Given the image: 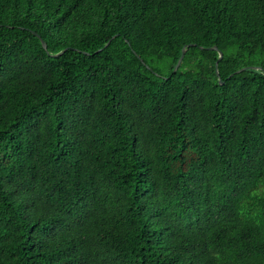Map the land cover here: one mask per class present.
<instances>
[{
  "label": "trees",
  "instance_id": "1",
  "mask_svg": "<svg viewBox=\"0 0 264 264\" xmlns=\"http://www.w3.org/2000/svg\"><path fill=\"white\" fill-rule=\"evenodd\" d=\"M0 264H264V0H0Z\"/></svg>",
  "mask_w": 264,
  "mask_h": 264
},
{
  "label": "water",
  "instance_id": "2",
  "mask_svg": "<svg viewBox=\"0 0 264 264\" xmlns=\"http://www.w3.org/2000/svg\"><path fill=\"white\" fill-rule=\"evenodd\" d=\"M39 37H40V36H39ZM41 41H42L43 47L47 50L48 47H47V43H46V41H45L44 39H41ZM110 41H111V40H110ZM110 41L106 44V46H108V45L110 44ZM186 49H187V47H184V48H183L182 55H181V57L179 58V60H178V62H177V64H176V66H175L174 71H176V70L179 68V66H180V64H181V62H182V60H183V58H184V56H185ZM211 49L218 50V47H217V46H214V47H212ZM100 50H101V49H100ZM64 51H65V50H63V51H61V52H59V53H57V54H54V56H58V55L62 54ZM222 57H223V52H222L221 50H219V58H218V60H217V62H216V71H217V75H219L218 63H219V60H220ZM247 68L261 69L262 67H261V66H247V67H242V68L238 69V70L236 71V73H239V72H241V71H243V70H245V69H247ZM232 75H233V73H232L230 76H232ZM219 82H220L221 85H223V84L225 83V81H223L220 77H219Z\"/></svg>",
  "mask_w": 264,
  "mask_h": 264
}]
</instances>
